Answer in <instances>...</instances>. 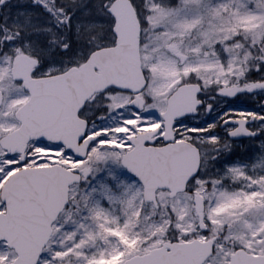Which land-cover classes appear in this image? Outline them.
Here are the masks:
<instances>
[{
	"label": "snow or ice",
	"instance_id": "obj_1",
	"mask_svg": "<svg viewBox=\"0 0 264 264\" xmlns=\"http://www.w3.org/2000/svg\"><path fill=\"white\" fill-rule=\"evenodd\" d=\"M0 264H264V0H0Z\"/></svg>",
	"mask_w": 264,
	"mask_h": 264
}]
</instances>
